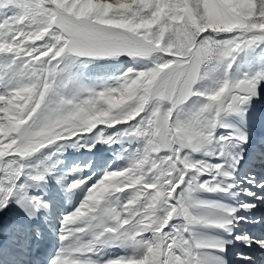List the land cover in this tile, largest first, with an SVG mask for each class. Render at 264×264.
I'll return each instance as SVG.
<instances>
[{
    "label": "snow or ice",
    "instance_id": "snow-or-ice-1",
    "mask_svg": "<svg viewBox=\"0 0 264 264\" xmlns=\"http://www.w3.org/2000/svg\"><path fill=\"white\" fill-rule=\"evenodd\" d=\"M262 99L264 0H0V264H264Z\"/></svg>",
    "mask_w": 264,
    "mask_h": 264
},
{
    "label": "bare ground",
    "instance_id": "bare-ground-1",
    "mask_svg": "<svg viewBox=\"0 0 264 264\" xmlns=\"http://www.w3.org/2000/svg\"><path fill=\"white\" fill-rule=\"evenodd\" d=\"M252 130L254 138L260 135H264V99L255 102ZM257 255H260V253L257 252Z\"/></svg>",
    "mask_w": 264,
    "mask_h": 264
}]
</instances>
